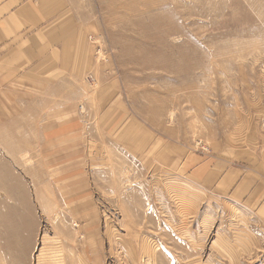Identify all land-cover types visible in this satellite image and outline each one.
<instances>
[{"label": "rangeland", "instance_id": "374dc122", "mask_svg": "<svg viewBox=\"0 0 264 264\" xmlns=\"http://www.w3.org/2000/svg\"><path fill=\"white\" fill-rule=\"evenodd\" d=\"M67 2L83 42L0 63V264H264L198 183L264 182V0Z\"/></svg>", "mask_w": 264, "mask_h": 264}, {"label": "crops", "instance_id": "0c3cea01", "mask_svg": "<svg viewBox=\"0 0 264 264\" xmlns=\"http://www.w3.org/2000/svg\"><path fill=\"white\" fill-rule=\"evenodd\" d=\"M82 30L70 15L67 0H0V63L20 67L43 60L48 52L61 50L66 54L70 42L79 37L83 42ZM217 163L222 170L215 167ZM217 163L197 181L200 188L251 211L264 228V182L257 169L260 163L246 170L227 168L221 160Z\"/></svg>", "mask_w": 264, "mask_h": 264}]
</instances>
